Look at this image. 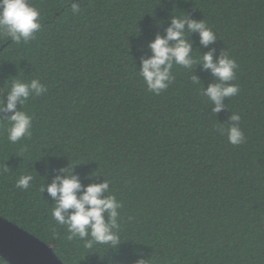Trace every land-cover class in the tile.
Returning a JSON list of instances; mask_svg holds the SVG:
<instances>
[{"label": "trees", "instance_id": "16d2710c", "mask_svg": "<svg viewBox=\"0 0 264 264\" xmlns=\"http://www.w3.org/2000/svg\"><path fill=\"white\" fill-rule=\"evenodd\" d=\"M73 2L78 12L70 0H29L40 12L34 37L0 36V101L14 79L47 88L17 105L33 118L30 136L10 142V113L0 112V216L64 264H264V0ZM172 16L203 20L215 33L207 47L187 33L194 58L211 50L238 66L230 82L238 94L219 113L199 94L216 82L200 64L174 65L158 95L138 74ZM232 113L245 137L239 145L226 135ZM60 169L82 185L109 181L122 204L117 246L86 249L67 238L54 201L39 191ZM22 175L33 176L28 189L16 186ZM0 264L10 263L0 256Z\"/></svg>", "mask_w": 264, "mask_h": 264}, {"label": "clouds", "instance_id": "9594fccd", "mask_svg": "<svg viewBox=\"0 0 264 264\" xmlns=\"http://www.w3.org/2000/svg\"><path fill=\"white\" fill-rule=\"evenodd\" d=\"M70 7L73 12L79 11V4L73 0H70ZM39 17V10L33 7L29 0H0V36L17 44L21 41L27 43L41 27ZM191 32L198 33L199 43L205 47L217 39L203 20L172 16L165 35L157 34L149 42L151 55L148 58L141 57L138 74L147 90L158 95L174 79L172 75L174 65L189 71L194 65L200 64L216 78V82L210 83L206 89H199V94L211 102V111L216 114L225 108L224 98L238 94V86L230 83L235 79V70L238 66L226 53L214 60L211 50L205 52L199 59L194 58L191 43L187 39V33ZM170 41L175 43L170 44ZM191 79L194 84H200L196 76H191ZM46 92L47 88L38 79L29 82L12 80L7 90L6 102L0 101V112L10 113L6 119L7 139L10 142L15 143L31 135L33 118L21 110V107L18 109L17 105L22 106L30 97H38ZM229 119L231 122L226 129L228 142L239 145L245 139L243 131L238 126L240 115L232 113ZM220 131L221 134H225L224 128ZM60 172L64 174L56 175L50 184H41L39 191L40 194L46 191L54 201L51 215L57 224L66 228L67 238L83 241L86 249H93L94 245L117 246L120 237L114 230L120 227L118 220L122 204L111 194L109 181L82 185L78 176L72 174L71 169H60ZM32 180L33 176L22 175L16 181V186L28 189ZM86 237L88 239H85ZM135 264H145V260L138 259Z\"/></svg>", "mask_w": 264, "mask_h": 264}, {"label": "water", "instance_id": "95a60500", "mask_svg": "<svg viewBox=\"0 0 264 264\" xmlns=\"http://www.w3.org/2000/svg\"><path fill=\"white\" fill-rule=\"evenodd\" d=\"M0 256L10 264H64L51 246L2 216Z\"/></svg>", "mask_w": 264, "mask_h": 264}]
</instances>
